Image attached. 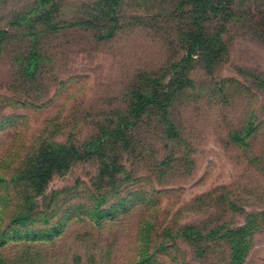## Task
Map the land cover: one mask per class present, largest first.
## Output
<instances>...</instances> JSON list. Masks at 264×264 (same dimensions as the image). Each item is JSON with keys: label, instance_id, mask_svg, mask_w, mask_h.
<instances>
[{"label": "rangeland", "instance_id": "obj_1", "mask_svg": "<svg viewBox=\"0 0 264 264\" xmlns=\"http://www.w3.org/2000/svg\"><path fill=\"white\" fill-rule=\"evenodd\" d=\"M0 264H264V0H0Z\"/></svg>", "mask_w": 264, "mask_h": 264}, {"label": "trees", "instance_id": "obj_2", "mask_svg": "<svg viewBox=\"0 0 264 264\" xmlns=\"http://www.w3.org/2000/svg\"><path fill=\"white\" fill-rule=\"evenodd\" d=\"M147 99H148V97H147Z\"/></svg>", "mask_w": 264, "mask_h": 264}]
</instances>
